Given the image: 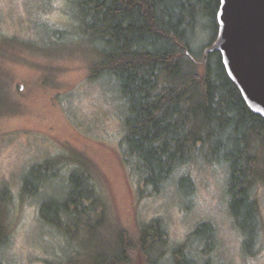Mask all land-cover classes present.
I'll return each instance as SVG.
<instances>
[{
    "label": "rangeland",
    "instance_id": "374dc122",
    "mask_svg": "<svg viewBox=\"0 0 264 264\" xmlns=\"http://www.w3.org/2000/svg\"><path fill=\"white\" fill-rule=\"evenodd\" d=\"M213 38L208 24L192 44L200 72L204 45ZM93 48L72 0H0V92L8 104L0 108V221L6 232L0 264H93L119 237L135 244L139 228L155 216L166 229L168 253L183 244L199 263L264 264V146L255 186L262 226L249 254L230 212L224 165L201 157L191 162L183 172L189 194L178 188L179 172L156 194L143 187L124 150L116 84L108 76L91 79ZM45 162L51 167L45 183L36 194L33 185L24 192L25 179L37 181L32 167ZM71 175L100 196L98 208L89 211L91 224L80 216L67 218L66 228L45 223L40 200L64 199ZM203 221L213 226L212 237L204 229L205 240L193 234ZM127 262L147 264L136 246H129Z\"/></svg>",
    "mask_w": 264,
    "mask_h": 264
},
{
    "label": "trees",
    "instance_id": "16d2710c",
    "mask_svg": "<svg viewBox=\"0 0 264 264\" xmlns=\"http://www.w3.org/2000/svg\"><path fill=\"white\" fill-rule=\"evenodd\" d=\"M72 1L94 47L91 79L108 76L116 84L124 106V150L133 158L143 187L156 194L179 172L178 188H187L189 194L191 181L183 172L191 162L201 157L203 162L224 165L234 224L243 235L244 250L254 254L262 226L255 186L258 150L264 146V119L246 105L217 51L207 52L201 61L202 72L192 53L195 37L205 26L212 25L216 36L219 0ZM213 40L204 45L202 59ZM2 92L0 108L5 109L8 104H3ZM31 173L37 181L25 179L22 190L29 192L33 185L30 193L36 194L51 167L36 164ZM91 187L71 175L64 199L40 200V219L66 228L67 218L80 216L89 226V211L100 203ZM207 227L212 237L213 226L206 221L199 222L193 234L205 240ZM138 232L135 244L119 237L108 251L102 248L92 258L93 264H129V246H136L147 264H213L199 263L183 244L173 254L166 252L170 244L157 216L143 223ZM5 240L0 221V246Z\"/></svg>",
    "mask_w": 264,
    "mask_h": 264
},
{
    "label": "water",
    "instance_id": "95a60500",
    "mask_svg": "<svg viewBox=\"0 0 264 264\" xmlns=\"http://www.w3.org/2000/svg\"><path fill=\"white\" fill-rule=\"evenodd\" d=\"M216 22L202 63L208 51H217L246 105L264 119V0H219Z\"/></svg>",
    "mask_w": 264,
    "mask_h": 264
}]
</instances>
